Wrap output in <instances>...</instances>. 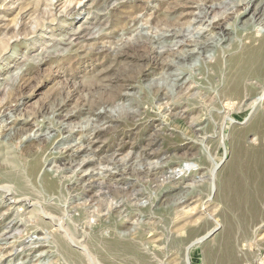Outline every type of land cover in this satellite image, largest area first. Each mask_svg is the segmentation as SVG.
Here are the masks:
<instances>
[{
    "label": "rangeland",
    "instance_id": "1",
    "mask_svg": "<svg viewBox=\"0 0 264 264\" xmlns=\"http://www.w3.org/2000/svg\"><path fill=\"white\" fill-rule=\"evenodd\" d=\"M260 7L0 0V264H264Z\"/></svg>",
    "mask_w": 264,
    "mask_h": 264
},
{
    "label": "bare ground",
    "instance_id": "2",
    "mask_svg": "<svg viewBox=\"0 0 264 264\" xmlns=\"http://www.w3.org/2000/svg\"><path fill=\"white\" fill-rule=\"evenodd\" d=\"M261 5V4H260ZM259 6V5H258ZM257 6V7H258ZM249 7V6H248ZM264 12V8H257V9H253L252 13L249 15L250 19H258L259 20V16H261V13ZM255 21V20H254ZM223 30V29H222ZM226 30V29H224ZM220 32V31H219ZM260 48L257 49V51L255 50V52L251 53V57L247 59L246 64H248L249 66L251 65H255V63L258 61V59L261 58V53H260ZM249 71V69H245L242 73H240L238 76L236 77H231V84H233V90L235 92H238L240 87H239V83L241 84L240 80L244 79L246 77H248L247 72ZM259 71V70H257ZM235 76V75H234ZM185 82L183 81L180 85H184ZM249 199H252V197H248ZM22 201V200H21ZM28 201V200H27ZM23 202V201H22ZM21 203V202H20ZM23 205H26L27 207L32 206L29 203H25L23 202ZM50 214V213H48ZM6 219L4 217H2L0 224L3 223ZM10 222V221H9ZM9 224V223H8ZM16 225V222L13 224V226ZM58 229V228H57ZM56 229V230H57ZM12 231V228H8L7 231L5 232V234L7 235L9 232ZM2 240H6V238H3ZM54 241L57 243V245L61 246V244L64 246L65 245V241H67V238L65 237H55ZM62 247V246H61Z\"/></svg>",
    "mask_w": 264,
    "mask_h": 264
}]
</instances>
